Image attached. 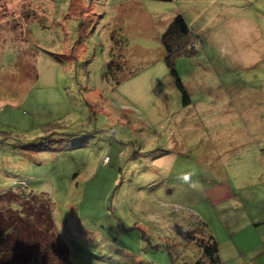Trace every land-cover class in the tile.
Wrapping results in <instances>:
<instances>
[{"label":"rangeland","instance_id":"1","mask_svg":"<svg viewBox=\"0 0 264 264\" xmlns=\"http://www.w3.org/2000/svg\"><path fill=\"white\" fill-rule=\"evenodd\" d=\"M177 13L195 34L174 56L187 108L161 41ZM244 127L264 145V0H0V224L8 197H48L68 264H204L193 215L255 242L222 264H264V160L234 152ZM45 245L35 264L64 247Z\"/></svg>","mask_w":264,"mask_h":264},{"label":"trees","instance_id":"2","mask_svg":"<svg viewBox=\"0 0 264 264\" xmlns=\"http://www.w3.org/2000/svg\"><path fill=\"white\" fill-rule=\"evenodd\" d=\"M193 36H195V34H193L185 18L177 13L167 25L161 37L165 51V62L170 69L174 85L181 93V103L183 105H188L191 98L174 68V56L180 53H192L189 43L192 41ZM186 48L188 49L186 50ZM113 65L115 66L112 59L107 62L104 71L105 77L109 75L110 67ZM34 150L41 151L42 149L41 147H36ZM14 185L19 186L14 188V192H16L18 188H23V190H25L24 188H28V183L24 180L15 181ZM8 198L9 201L3 207L11 208L12 211L17 212L7 217V226L1 227L0 224V264H35L33 261L34 256L31 254L33 252L40 255H47L46 253H50L46 248H43L42 251L38 250L39 247H45L46 243L51 246V248L58 245V249L59 244L61 246L64 245L63 248L60 247L57 251L53 264H68L67 246L55 230V223L49 210V198L43 199L38 196H30L28 198L27 195L22 194L21 199L25 200L23 203H20L21 199ZM41 208L46 212L48 220L40 218L39 211ZM0 211L2 212V210ZM197 223L203 228V233L205 234L197 241L198 246L201 248L200 253H202L204 264H206V262L208 264H222L216 240L208 233L207 226L203 221H197ZM196 264H199L198 261Z\"/></svg>","mask_w":264,"mask_h":264},{"label":"crops","instance_id":"3","mask_svg":"<svg viewBox=\"0 0 264 264\" xmlns=\"http://www.w3.org/2000/svg\"><path fill=\"white\" fill-rule=\"evenodd\" d=\"M191 100L190 103L191 104ZM188 104V105H189ZM188 105H183V107ZM244 114H241V116L243 117ZM233 137L235 138V141L237 143L234 144V152L238 153V151L240 149H242V151H244L245 153L247 152V154L252 153L253 156L255 157V159L259 160V158L261 157L264 160V145L261 144L260 142H256L255 137L256 134L255 132L249 128V127H244L243 129H241L240 131L234 132ZM247 137V138H246ZM248 141V144L245 143V141ZM214 144V143H211ZM209 144V145H211ZM178 146H181L183 148H185L183 145H177L173 143V148L177 149ZM210 147V146H208ZM198 148L201 150V154L198 157V162L200 163V161L206 162L208 165H211L212 159L210 156H206L204 153L206 152V147L204 146V141L201 142L200 146H198ZM170 151V149H169ZM211 151H214L211 149ZM217 157V155L215 156ZM224 166V164L222 165ZM219 175V171L218 174ZM223 188L219 187V188H214L211 191L206 190V193H209V195H207L208 197H210L212 200L218 199L221 196V192H222ZM226 191V188L224 189ZM204 200V199H202ZM219 215L225 216L227 215L230 218V214H226V213H221ZM193 218H195L198 221H201L197 216L193 215ZM228 218V219H229ZM237 231H232L231 230V225H227V227L224 229V236H221V232L218 230V232L215 231H211L209 229V234L213 237L214 240H216V242L220 239L224 240V244H221V242H218V253H219V257H226L228 259H234L235 262L237 260H241L242 258H247L248 259H252L253 255L252 252L250 253V250L252 248V245L255 243L254 241H252L251 239H249V241H243L244 238L242 235L240 236ZM226 234H231V235H226ZM262 238V237H261ZM233 239V240H232ZM248 239V238H247ZM222 262V261H221Z\"/></svg>","mask_w":264,"mask_h":264},{"label":"clouds","instance_id":"4","mask_svg":"<svg viewBox=\"0 0 264 264\" xmlns=\"http://www.w3.org/2000/svg\"><path fill=\"white\" fill-rule=\"evenodd\" d=\"M184 178H185V179H187L188 177H187V176H185Z\"/></svg>","mask_w":264,"mask_h":264}]
</instances>
